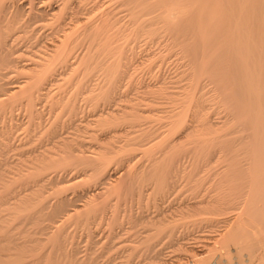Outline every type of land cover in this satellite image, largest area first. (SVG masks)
Masks as SVG:
<instances>
[{
	"label": "rangeland",
	"instance_id": "rangeland-1",
	"mask_svg": "<svg viewBox=\"0 0 264 264\" xmlns=\"http://www.w3.org/2000/svg\"><path fill=\"white\" fill-rule=\"evenodd\" d=\"M169 1L173 0H67L65 7L61 0H45V13L55 8V14H44V19L35 6L19 4L27 27L18 40L30 44L28 51L17 52L20 59L45 57L60 40L79 34L82 43L71 45V53L90 54L92 61H78L82 67L53 64L56 72L35 92L32 104L12 93L0 106V256L5 255L0 261L11 256L4 264H201L219 252L212 238L237 210L230 205L223 215H215L204 202L230 191L227 183H218L220 173L236 170V183L251 182L245 163L254 141L243 91L239 94L240 68L229 47L233 41L228 43L235 20L226 17L227 23L219 13L207 18L208 9L223 0H176L175 5L188 12L165 21ZM61 8L68 11L64 17L57 12ZM208 19L217 28L223 24L221 31ZM206 23L209 27L204 29ZM201 27L207 34L198 30ZM15 69H5L11 73L2 78L5 84L0 79L5 85H0L1 92L28 72ZM104 91L108 97L101 95ZM232 158L240 163H231ZM150 167L159 173L151 169L154 175H147ZM133 171L139 177L132 186L124 185ZM162 172L167 176L158 177ZM155 176L167 178L158 180L164 181L162 192ZM246 192L250 196L252 189L242 187V196L235 195V206H244ZM197 200L203 203L193 205ZM64 208L72 211L67 217ZM3 246L10 250L2 251ZM261 247L258 251L263 252Z\"/></svg>",
	"mask_w": 264,
	"mask_h": 264
},
{
	"label": "bare ground",
	"instance_id": "bare-ground-1",
	"mask_svg": "<svg viewBox=\"0 0 264 264\" xmlns=\"http://www.w3.org/2000/svg\"><path fill=\"white\" fill-rule=\"evenodd\" d=\"M45 0H0V79L2 78H6L9 77L10 75V71H6L5 69L8 68H16L15 70H18L16 73L19 72V70L25 69L24 71H28L26 73V75L24 76V79L22 81H10L12 83V85H10V87H6L4 89L3 87V91H0V106L1 104L5 103V99H7L6 97H9L12 93L11 96H18L23 98V100L25 99L28 104H30L33 101V97L35 95V92L39 89H41V86L46 83L50 77H53V74L56 72L55 69H57V67L55 68V65L53 66V64L56 63H61L64 66H66L67 63H70V65L68 64V66L70 67L71 64L74 65L76 63H78L80 65V62L78 61H82V63H90L92 61V55L90 54H86L87 56L82 55H78L77 54H72L71 52V45L73 44H77L78 41H80L82 43L81 40H79V34H75L74 36L69 35V37H73L70 39H63L60 40L57 44H55L53 46V49L50 50V53H45L47 54L45 57L43 56L42 58L40 57V59H33L30 57L27 59V57L20 59V54L18 56V51H20L22 48V52L24 53L25 51H28L27 48L29 49L30 44L28 45V43L26 44V41H19V33L20 32H24L27 25L25 20L23 21L22 19V15L23 13L21 12V7H19L21 3H27L28 5H31V7H36L35 10H37L41 16H43L44 19V14L46 16H50L51 14H55V8L51 9V14L50 13H45V7H43V3ZM51 1V0H49ZM62 1V5L65 6V4H63V2H66L67 0H61ZM168 1V0H167ZM192 1V0H191ZM197 1V0H195ZM199 1V0H198ZM203 1V0H202ZM209 1V0H208ZM224 3L220 4L218 6V4L216 3V6H212L211 8L209 3V12L206 16H209L207 18L211 19V17L213 16L212 14L214 13H219L221 16V18H224L223 21H226V17H228V19L233 18V27L231 28L230 25L228 24L229 28L232 29L229 30L230 36H232V32H234L233 37L231 38V40L228 42H232L233 41V45L232 43L229 45V47L231 48V51H234L236 54V57L232 56V60L233 63L235 62V64L238 65V67L240 69V76L238 77L239 83H241L242 85V90L239 91V94L241 95V92L243 93V99L244 100V107L241 105V107H243L245 110V112L248 114L249 117V123L253 129L254 133V141L251 144V148L249 149V157H247L248 160L245 165L247 167H245V171H247V174H249L250 179L248 177L249 180H251V182H247V180L245 181V183H236L237 179L239 178V176L236 178L235 177V172L234 173H220L221 178H219V184L221 185L222 183H227L229 186V190L225 191L226 194L223 195L222 197L217 196L215 199L212 200H205L204 202V206L205 208L209 209V211H211L212 214L217 215L218 213H222V215L225 213L227 207H229L230 205H234L232 208L236 211L234 212L232 218L227 219L226 224L223 226V228H221V230H217L218 234L212 238V246L213 249H219L217 255L215 254V256L213 257V259L211 261H205L201 264H264V251L260 252L258 251V249L260 250V248H258L259 246H263L264 247V0H223ZM222 1V2H223ZM48 3V1H46ZM176 0L173 1H169L168 3H166L165 9L163 11V14L165 16V21H172L173 18L178 17V16H182V14L184 13V7L179 8L175 5ZM184 2V1H183ZM204 2V1H203ZM221 2V1H220ZM47 3L45 5H47ZM67 3V2H66ZM161 3V2H160ZM187 2H185L184 4H186ZM118 4V3H117ZM183 4V5H184ZM190 4V2H189ZM199 4V3H198ZM50 5V4H49ZM119 5V4H118ZM192 5V4H191ZM188 5V6H191ZM204 5V4H202ZM202 5L200 6V10H204ZM48 6V5H47ZM63 6V7H64ZM60 7V6H59ZM66 7V6H65ZM115 7V6H114ZM192 7V6H191ZM197 7V6H196ZM20 8V9H19ZM28 8V7H27ZM57 8V7H56ZM31 8L29 9L30 12ZM57 10V9H56ZM66 9L61 8L60 10H58L57 12H59L63 17H64V11ZM188 10H190L188 8ZM220 10V11H219ZM33 11V8H32ZM47 11V10H46ZM67 11V10H66ZM187 11V10H186ZM198 11V10H197ZM68 12V11H67ZM156 12V11H154ZM188 12V11H187ZM35 13V12H34ZM161 13V12H160ZM199 13V12H198ZM50 14V15H48ZM57 14V13H56ZM66 14V13H65ZM185 14V13H184ZM188 14V13H187ZM193 14V13H192ZM195 15V14H193ZM200 15V14H199ZM203 15V14H202ZM26 16V15H25ZM34 16V15H33ZM32 16V17H33ZM67 16V15H66ZM163 16V17H164ZM191 16V15H189ZM218 16V15H216ZM31 17V18H32ZM37 17L34 16V18ZM40 17V16H39ZM61 17V16H60ZM68 17V16H67ZM200 17V16H199ZM202 17V16H201ZM154 18V17H153ZM185 18V16L183 17ZM37 19V18H36ZM35 19V20H36ZM40 19H42V17H40ZM42 19V21H43ZM47 19V18H45ZM57 19V17H56ZM147 19V18H146ZM194 19V18H193ZM204 19V18H203ZM209 19L207 20V22L209 23ZM216 20H218L219 18H215ZM32 20V19H30ZM38 20V19H37ZM36 20V21H37ZM71 20V19H70ZM76 20V19H75ZM74 20V21H75ZM78 20H76L77 22ZM164 21V20H163ZM213 22H210L212 25L214 24V27H216L214 20H212ZM222 21V23H224ZM97 22V21H96ZM188 22V21H187ZM196 22H199L198 20ZM203 22V21H202ZM227 23L229 21H226ZM36 24V22H34ZM33 23V24H34ZM94 23V22H93ZM102 23V21H101ZM106 23V22H105ZM113 23V22H112ZM165 23V22H164ZM209 23V24H210ZM115 24V23H114ZM175 24V23H173ZM209 24L206 23V26H208ZM101 25V24H100ZM157 25V24H156ZM199 25V24H198ZM211 25V28H207V32L209 31L208 34H210V29H213ZM223 26V24H221ZM220 25V26H221ZM36 26V25H34ZM40 26V25H39ZM220 26L219 28H217V30H220ZM225 26V25H224ZM41 27V26H40ZM80 27V26H79ZM94 27V26H93ZM105 27V26H104ZM112 27V26H111ZM197 27V25H196ZM209 27V26H208ZM32 29L34 28L33 25L31 27ZM95 28V27H94ZM227 28V27H226ZM35 29V28H34ZM33 29V30H34ZM77 28H74L72 30H75ZM167 29V28H166ZM202 27L201 29L198 30H202L205 32V34H207L206 30H204ZM222 29V28H221ZM31 30V29H30ZM32 30V31H33ZM81 30V28H80ZM86 30V29H85ZM216 29L214 28V31ZM83 31V30H82ZM101 31V30H100ZM200 31V32H202ZM221 31V30H220ZM91 32V31H90ZM35 33V32H34ZM73 33V32H72ZM76 33V32H75ZM78 33V32H77ZM227 33V32H226ZM242 33V34H241ZM257 33V35L259 34V38L257 37V35L255 34ZM203 34V32H202ZM204 34V35H205ZM214 34V32L212 33ZM216 34V33H215ZM256 36H255V35ZM27 35V34H26ZM65 35V34H64ZM255 37H252V36ZM88 36V35H87ZM95 36V35H94ZM98 36V34H97ZM217 36V35H216ZM63 37V36H62ZM82 37V35H81ZM80 37V39H82ZM257 37V39H256ZM94 39V38H93ZM219 39V38H218ZM228 39V38H227ZM83 40V39H82ZM58 41V40H57ZM91 41V40H90ZM100 41V40H99ZM79 42V43H80ZM86 43V42H85ZM94 43V41H93ZM34 44V41H33ZM92 44V43H91ZM85 46V45H84ZM211 46V45H210ZM91 47V45H90ZM102 47V46H101ZM234 47V49H233ZM83 48V47H82ZM81 48V49H82ZM210 48V47H209ZM252 48H256V50L253 51ZM26 49V50H24ZM76 49V48H75ZM90 49V48H89ZM108 49V48H107ZM213 49V48H212ZM80 50V49H79ZM47 51V50H46ZM87 51V50H86ZM209 51V50H208ZM222 52V50H221ZM231 52V53H234ZM254 52H257L254 54ZM43 53V52H42ZM85 53V52H84ZM87 53V52H86ZM89 53V52H88ZM216 53V52H215ZM26 54V53H25ZM25 54H21L23 55L22 57L25 56ZM44 54V55H45ZM93 54V53H92ZM210 54V53H209ZM223 54V53H222ZM94 55V54H93ZM219 55V54H216ZM39 56V55H38ZM37 56V57H38ZM213 56V55H212ZM210 57V56H209ZM235 58V59H233ZM205 60V59H204ZM215 60V59H214ZM219 60V59H218ZM231 60V58H230ZM217 62V61H216ZM220 62V61H219ZM218 62V63H219ZM232 61H230L231 64ZM217 63V64H218ZM227 63V62H226ZM232 63V65H233ZM57 64V65H58ZM77 64V66H78ZM211 64V63H210ZM83 65V64H82ZM220 65V64H219ZM75 66V65H74ZM81 66V65H80ZM59 67V66H58ZM82 67V66H81ZM55 68V69H54ZM117 69V68H116ZM236 69V67H235ZM13 70V69H12ZM53 70L55 72H53ZM116 71V70H115ZM12 72V73H14ZM114 72V70H113ZM233 72V71H232ZM24 74V73H23ZM239 75L238 73H234ZM14 75V74H13ZM11 77V76H10ZM22 77V76H21ZM217 77V76H216ZM13 78V76H12ZM16 78V77H15ZM4 79L3 83H4ZM9 79V78H8ZM117 79V78H116ZM234 79V78H233ZM237 79V78H236ZM6 80V79H5ZM53 80V79H52ZM113 80V79H112ZM9 81V80H7ZM49 81V80H48ZM51 81V80H50ZM236 81V80H235ZM1 82V81H0ZM10 82H7L8 84ZM10 83V84H11ZM225 83V82H224ZM2 84V83H1ZM0 84V85H1ZM5 84V83H4ZM50 84V83H49ZM118 84V83H117ZM120 84V83H119ZM195 84V83H194ZM214 84V83H213ZM234 84V83H233ZM3 85V84H2ZM46 85V84H45ZM240 85V86H241ZM5 86V85H3ZM111 86V85H110ZM238 86V85H237ZM236 86V87H237ZM45 87V86H43ZM119 88V87H118ZM241 88V87H240ZM121 89V88H120ZM223 89V88H222ZM42 90V89H41ZM107 90V89H105ZM219 90V89H218ZM226 90V88H225ZM232 91V90H231ZM40 91H37V93ZM93 92V91H92ZM222 92V91H221ZM229 92V91H228ZM15 93H17V95H15ZM111 93V92H110ZM232 93V92H231ZM229 94V93H228ZM245 94V96H244ZM39 95V94H38ZM103 97H108V91L105 92L104 94H101ZM239 95V97H241ZM99 96V95H98ZM113 96V95H112ZM235 96V95H234ZM238 96V94H236V97ZM101 97V96H100ZM238 97V98H239ZM13 98V97H12ZM20 98V99H21ZM111 98V97H110ZM72 99V98H71ZM8 100V99H7ZM242 100V98L240 99ZM17 101V100H16ZM61 101V100H60ZM108 101V100H107ZM39 102V101H38ZM41 102V101H40ZM69 102V101H68ZM241 103V101H239ZM8 103V102H7ZM96 103V102H95ZM103 103V102H102ZM9 104V103H8ZM11 104V103H10ZM17 104V103H16ZM15 104V105H16ZM19 104V103H18ZM32 104V103H31ZM68 104V103H67ZM201 104V103H200ZM223 104V103H222ZM239 104V103H238ZM99 105V104H97ZM105 105V102H104ZM235 105V104H234ZM6 106V105H5ZM8 106V105H7ZM32 106V105H31ZM240 106V105H239ZM238 106V107H239ZM11 107V105H10ZM67 107V106H66ZM107 107V106H106ZM133 107V105H132ZM3 108V107H2ZM8 108V107H7ZM98 108V107H97ZM102 108V107H101ZM147 108V107H146ZM149 108V107H148ZM240 109V108H239ZM237 109V110H239ZM52 110V109H51ZM131 110V109H130ZM144 110V109H142ZM232 110V109H231ZM243 110V109H242ZM240 109V111H242ZM2 112V111H0ZM11 112V111H9ZM53 112V111H52ZM146 112V111H145ZM143 112V113H145ZM95 113V112H93ZM126 113V112H124ZM123 113V114H124ZM134 113V112H132ZM131 113V114H132ZM147 113V112H146ZM155 113V112H154ZM244 113V112H243ZM128 114V113H127ZM168 114V113H167ZM4 115V114H3ZM111 115V114H110ZM118 115V114H117ZM170 115V114H169ZM243 115V114H241ZM115 116V115H113ZM119 116V115H118ZM168 116V115H167ZM138 117V116H137ZM117 118V117H116ZM126 119V118H125ZM191 119V118H190ZM51 120V119H50ZM70 120V119H69ZM94 120V119H93ZM97 120V119H95ZM110 122V119H108ZM69 122V121H68ZM99 122V121H97ZM103 121L100 120L99 123H101ZM121 122V121H120ZM192 122V121H191ZM195 122V121H194ZM193 122V123H194ZM111 123H113V120L111 121ZM186 123V122H185ZM229 123V122H228ZM102 124V123H101ZM196 125V124H195ZM233 125V124H232ZM191 126V125H190ZM197 126V125H196ZM102 127V126H101ZM213 127V125H212ZM250 127V126H249ZM96 128V127H95ZM116 128V127H114ZM192 128V127H191ZM195 128V127H194ZM106 129V128H105ZM113 129V128H112ZM199 129V128H198ZM249 129V128H248ZM63 130V129H62ZM101 130V129H100ZM212 130V129H211ZM233 130V129H232ZM242 130V129H241ZM245 130V129H244ZM55 132V131H54ZM167 132V131H166ZM245 132V131H244ZM89 133V132H88ZM171 133V132H170ZM193 133V132H192ZM214 133V132H213ZM1 134V132H0ZM203 134V133H202ZM234 134V133H233ZM238 134V133H237ZM104 135V134H103ZM106 135V134H105ZM171 135V134H170ZM240 135V134H239ZM96 136V135H95ZM251 136V135H250ZM94 137V136H93ZM98 137V136H97ZM224 137V136H223ZM245 137V135H244ZM247 137V136H246ZM252 137V136H251ZM96 138V137H95ZM108 138V137H107ZM146 138V137H145ZM228 138V137H227ZM229 139V138H228ZM232 139V138H231ZM105 140V139H104ZM234 141V139H232ZM247 140V139H246ZM249 140V139H248ZM81 141V140H80ZM86 141V140H85ZM127 141V140H126ZM207 141V140H206ZM230 141V140H229ZM232 141V142H233ZM227 142V140L225 141ZM240 142V141H239ZM234 143V142H233ZM83 145V143H81ZM109 144V143H108ZM144 144V143H143ZM148 144V143H146ZM130 145V144H129ZM189 145V144H188ZM90 146V145H89ZM144 146V145H143ZM230 146V145H229ZM232 146V144H231ZM72 147V146H71ZM92 147V146H90ZM105 148V147H104ZM108 148V147H107ZM146 148V147H145ZM157 148V147H156ZM173 148V147H172ZM187 148V147H186ZM221 148V147H220ZM234 148V147H233ZM90 149V148H89ZM102 149V148H101ZM232 149V148H230ZM229 149V150H230ZM69 150V149H68ZM78 150V149H77ZM219 150V149H218ZM237 150V149H236ZM94 151V150H93ZM100 151V150H99ZM103 151V150H102ZM162 151V150H161ZM204 151V150H203ZM248 151V150H247ZM56 152V151H55ZM63 152V151H62ZM221 152V151H220ZM224 152V151H223ZM231 152V151H229ZM246 152V151H245ZM219 153V152H218ZM222 153V152H221ZM247 153V152H246ZM62 154V153H61ZM64 154V153H63ZM203 154V153H202ZM220 154V153H219ZM53 155V154H52ZM51 155V156H52ZM128 155V154H127ZM153 155V154H152ZM240 155V154H239ZM65 156V155H64ZM137 156V155H136ZM159 156V155H158ZM222 156V155H221ZM233 156V155H232ZM231 156V157H232ZM235 156V155H234ZM60 158V156H58ZM183 157V156H182ZM191 157V156H190ZM74 158V156H73ZM86 158V157H84ZM103 158V157H102ZM107 158V157H106ZM62 159V158H61ZM72 159V158H71ZM83 159V158H82ZM97 159V158H96ZM130 159V158H129ZM225 159V158H224ZM229 159V158H227ZM235 158H232V161L235 162H231V159L229 160V163H240V162H236V160H233ZM54 160V159H53ZM52 160V161H53ZM210 160V159H209ZM101 161V160H99ZM98 161V162H99ZM167 161V160H166ZM206 161V160H205ZM62 162V160H61ZM97 162V163H98ZM135 162V161H134ZM64 163V162H63ZM61 163V164H63ZM66 163V162H65ZM81 163V162H80ZM106 163V162H105ZM138 163V162H137ZM204 163V162H203ZM210 163V162H209ZM229 166L233 167V164H229ZM60 164V166H62ZM82 164V163H81ZM89 164V163H88ZM99 164V163H98ZM102 164V163H101ZM37 165V164H36ZM39 165V164H38ZM50 165V164H49ZM64 165V164H63ZM95 165H97L95 163ZM224 165V164H223ZM53 166V165H52ZM69 166V165H67ZM156 166V164H155ZM155 166L153 165V167L155 168ZM161 166V164H160ZM210 166V165H209ZM42 167V166H41ZM108 167V166H107ZM169 167V166H168ZM230 167V168H231ZM236 167V166H235ZM64 168V167H63ZM76 168V167H75ZM74 168V169H75ZM137 168V167H136ZM154 168L152 169L150 167L149 171H147V175L150 174ZM158 168V167H157ZM162 168V167H161ZM213 168V167H211ZM71 169V168H70ZM81 169V168H79ZM86 169V168H85ZM93 169V168H92ZM152 169V171H150ZM166 169V167H165ZM229 169V168H228ZM67 170V169H66ZM82 170V169H81ZM148 170V169H147ZM158 170V169H157ZM41 171V170H40ZM49 171V169H48ZM105 170H103L104 172ZM143 171V170H142ZM155 171V170H154ZM166 171V170H165ZM164 171V172H165ZM226 171V170H225ZM230 171V170H229ZM38 172V170H37ZM36 172V173H37ZM93 172V171H92ZM144 172V171H143ZM159 173L158 171H155ZM162 172L161 175L158 174L159 176H163L165 175V173ZM218 172V171H217ZM233 172V170L231 171ZM2 173V172H1ZM39 173V172H38ZM88 173V172H87ZM99 173V171H98ZM105 173V172H104ZM103 173V174H104ZM145 173V172H144ZM161 173V172H160ZM164 173V174H163ZM216 173V172H215ZM3 174V173H2ZM30 174V173H29ZM72 174V173H71ZM143 174V173H142ZM154 175V172L151 173V175ZM168 174V173H167ZM198 174V173H197ZM123 175V174H122ZM145 175V174H144ZM146 175V176H147ZM152 175V176H153ZM186 175V174H185ZM240 175V174H238ZM91 176V175H90ZM142 176V175H141ZM167 176V175H165ZM192 176V175H191ZM30 177V176H29ZM36 177V176H35ZM45 177V176H44ZM44 177H41L44 178ZM136 177H139L138 172L137 174L133 172H131L128 177H126V181H124V185L125 183L128 186H132V182L136 179ZM143 177V176H142ZM157 178V183L160 181V179H163L160 177V179L155 176ZM171 177V176H170ZM46 178V177H45ZM44 178V179H45ZM78 178V177H77ZM97 178V177H96ZM40 179V178H39ZM40 179V180H41ZM71 180V178H69ZM76 179V178H75ZM73 178V180H75ZM80 179V178H79ZM78 179V180H79ZM85 179V177H84ZM167 178H164L163 180H165ZM90 180V179H89ZM93 180V179H92ZM99 180V179H98ZM115 180V179H114ZM159 180V181H158ZM158 183L157 185L160 187L159 190H161L160 192H162V188L164 187L165 184H163V181ZM171 180V179H170ZM244 180V179H242ZM37 181V180H36ZM39 181V180H38ZM43 181V179H42ZM49 181V180H48ZM67 181V180H66ZM65 181V183H66ZM88 181V179H87ZM97 181V180H96ZM152 181V180H151ZM156 181V180H155ZM25 182V181H24ZM40 182V181H39ZM69 182V180H68ZM75 182V181H74ZM78 182V181H77ZM83 182V181H82ZM100 182V181H99ZM114 182V181H113ZM201 182V181H200ZM91 183V182H90ZM95 183V182H94ZM168 183V182H167ZM5 184V183H4ZM57 184V183H56ZM70 184V182H69ZM83 184V183H82ZM93 184V183H92ZM98 184V183H97ZM156 184V183H155ZM226 184V185H227ZM43 185V184H42ZM68 185V184H67ZM149 185V184H148ZM156 185V186H157ZM223 185V184H222ZM134 186V185H133ZM145 186V185H144ZM155 186V187H156ZM167 186V185H166ZM197 186V185H196ZM250 187L252 189V194L250 196L249 193L246 195L248 196V199H245V202L243 203V207H242V203L241 202H237L238 204H240V206L237 204V206H235V201L238 200L236 199V197L238 195L242 194H238L242 187ZM37 187V186H36ZM105 187V186H104ZM127 187V186H126ZM154 187V188H155ZM49 188V187H48ZM106 188V187H105ZM128 188V187H127ZM166 188V187H165ZM196 189V187H194ZM219 188V187H218ZM131 189V188H130ZM133 189V188H132ZM131 189V190H132ZM214 189V188H213ZM220 189V188H219ZM224 189V188H223ZM228 189V188H227ZM245 189V188H244ZM42 190V189H41ZM89 190V189H88ZM215 190V189H214ZM29 191V190H28ZM165 191V190H164ZM172 191V190H171ZM194 191V190H193ZM198 191V190H197ZM247 191V189L245 190ZM5 192V191H4ZM90 192V191H89ZM159 192V191H158ZM170 194H172V192L168 191ZM167 190L164 193H168ZM202 192V191H201ZM217 192V191H216ZM45 193V192H44ZM88 193V192H87ZM103 193V192H101ZM196 193V192H195ZM220 193V192H219ZM29 194V193H28ZM33 194V193H32ZM35 194V193H34ZM160 194V193H159ZM169 194V195H170ZM200 194V193H199ZM224 194V193H223ZM44 195V194H43ZM89 195V194H88ZM92 195V194H91ZM146 195V194H145ZM158 195V194H157ZM195 195V194H192ZM237 195V196H235ZM14 196V195H13ZM25 196V195H24ZM31 196V195H30ZM36 196V195H35ZM196 196V195H195ZM195 196H193L194 198H196ZM203 197V195H201ZM240 196V197H241ZM44 197V196H43ZM72 197V196H71ZM159 197V196H158ZM200 197V196H199ZM211 198V197H210ZM18 199V198H17ZM31 199V198H30ZM58 199V198H57ZM164 199V198H163ZM204 199V198H202ZM20 200V199H19ZM25 200V199H24ZM47 200V199H46ZM62 200V199H61ZM201 200V199H200ZM65 201V198H64ZM62 201L61 204L64 202ZM199 200L195 201L193 203V205H196L198 203H203V202H198ZM203 201V200H202ZM243 201V200H242ZM22 202V201H21ZM60 202V200H59ZM90 202V201H89ZM192 202V201H191ZM35 203V202H34ZM46 203V202H45ZM65 203V202H64ZM63 203V204H64ZM94 203V202H93ZM43 204V203H42ZM60 204V203H58ZM62 204V205H63ZM33 205V204H32ZM73 205V204H72ZM87 205V204H86ZM189 205V204H188ZM192 205V204H191ZM39 206L43 207V205ZM46 206V204L44 205ZM56 206V205H55ZM61 206V205H59ZM58 206V209H60ZM66 205H63V207ZM76 206V205H75ZM92 206V205H91ZM227 206V207H226ZM23 207V206H21ZM47 207V206H46ZM81 207V206H78ZM83 207V206H82ZM45 208V207H44ZM62 208V207H61ZM76 208V207H75ZM84 208V207H83ZM93 208V207H92ZM180 208V207H179ZM196 208V207H195ZM204 208V207H202ZM204 208V209H205ZM40 209V208H37ZM42 209V208H41ZM40 209V210H41ZM54 209V207H53ZM52 209V210H53ZM56 209V207H55ZM56 209V213H60L57 212ZM63 209V208H62ZM198 209V208H197ZM225 209V211H224ZM232 211L230 212H233ZM19 210V209H18ZM35 210V209H34ZM43 210V209H42ZM41 210V211H42ZM51 210V212L53 213V211ZM61 210V209H60ZM67 210V209H66ZM65 208L63 210L64 213V217L69 216L70 212L72 213V211L69 209L66 211ZM75 209H73L74 211ZM185 210V209H184ZM196 210V209H195ZM21 211V210H20ZM23 211V210H22ZM40 211V212H41ZM49 211V210H48ZM76 211V210H75ZM79 211V210H77ZM190 211V210H189ZM38 212V210L36 211ZM62 212V211H61ZM199 212V211H197ZM9 213V212H8ZM7 213V214H8ZM75 213V212H74ZM82 213V212H81ZM90 213V212H89ZM210 213V212H209ZM228 213V211H227ZM62 214V213H61ZM76 214V213H75ZM196 214V213H195ZM199 214V213H197ZM208 214V213H207ZM210 214V215H212ZM54 215V214H53ZM77 215V214H76ZM97 215V214H96ZM192 215V214H191ZM200 215H204V214H200ZM3 216V215H2ZM30 216V215H28ZM27 216V217H28ZM52 216V214H51ZM56 215H54L53 217H56ZM61 217V220H58L57 223L61 225L62 223V219H64V217ZM80 216V215H79ZM78 216V217H79ZM93 216V215H92ZM184 216V215H183ZM213 216V215H212ZM12 217V216H11ZM32 217V216H31ZM50 216L48 215L47 218H49ZM52 217V218H53ZM71 217V216H70ZM218 217V216H217ZM224 217V216H223ZM75 218V217H74ZM87 218V217H86ZM192 218V217H191ZM90 219V218H89ZM214 219V218H211ZM30 220V218L28 219ZM39 220V219H38ZM43 220V219H42ZM92 220V219H91ZM155 220V219H154ZM207 220V219H206ZM210 220V219H209ZM215 220V219H214ZM226 220V219H225ZM224 220V221H225ZM37 221V220H36ZM46 221V220H44ZM55 221V220H54ZM34 222V221H33ZM40 222V220H39ZM42 222V221H41ZM40 222V223H41ZM79 222V221H78ZM154 222V221H153ZM218 222V220H217ZM222 222V221H221ZM4 223V222H2ZM6 223V222H5ZM10 223V222H9ZM81 223V222H80ZM203 223V222H202ZM210 223V222H209ZM1 224V223H0ZM42 224V223H41ZM57 224V225H58ZM155 224V223H154ZM56 225V226H57ZM88 225V224H87ZM165 225V224H164ZM6 226V225H5ZM37 226V225H36ZM158 226V224H157ZM60 227V226H59ZM164 228V227H163ZM162 228V229H163ZM168 228V227H167ZM189 228V227H188ZM32 229V228H31ZM166 229V226L163 230ZM172 229V228H171ZM4 230V229H3ZM11 230V229H10ZM159 231V229H158ZM168 231V230H167ZM162 232V231H159ZM176 232V231H174ZM9 233V232H7ZM164 233V232H163ZM169 234V232L167 233ZM164 235L165 237H169L170 235L172 236V234L170 233V235ZM22 235V234H21ZM59 235V234H58ZM174 235V234H173ZM215 235V234H214ZM9 236V235H8ZM18 236V235H17ZM46 236V235H45ZM50 236V235H49ZM184 236V235H183ZM2 238V237H1ZM3 238H6L3 237ZM9 239V238H8ZM68 239V238H67ZM189 239V238H188ZM200 239V238H199ZM5 240V239H4ZM7 240V239H6ZM46 240V239H45ZM9 241V240H8ZM6 241V242H8ZM35 241V240H34ZM201 241V240H200ZM55 242V241H54ZM192 242V241H191ZM58 243V242H57ZM1 244V241H0ZM8 244V243H7ZM10 244V243H9ZM204 245V244H203ZM24 246V245H23ZM8 247V246H7ZM59 247V246H58ZM261 247V249L263 248ZM22 248V247H21ZM8 249V248H7ZM2 251H9V250H5V247L3 246V249H1ZM60 250V249H59ZM199 250V249H198ZM263 250V249H262ZM22 251V250H21ZM24 251V250H23ZM51 251V250H50ZM201 251V250H200ZM208 251V250H207ZM1 252V251H0ZM188 252V251H187ZM193 252V251H192ZM259 252V253H258ZM51 253V252H50ZM208 253V252H207ZM2 254V253H1ZM4 254V253H3ZM10 254V253H9ZM19 254V253H18ZM212 254V253H211ZM7 257L8 254H6ZM53 255V253H52ZM207 255V254H206ZM5 256V255H4ZM3 256V257H4ZM32 256V255H31ZM188 256V255H187ZM209 256V255H208ZM1 257V256H0ZM1 257V258H3ZM6 257V259L8 260V258ZM11 257V256H10ZM27 257V256H26ZM51 257V256H50ZM197 258V257H196ZM212 258V257H211ZM5 259V262H7V260ZM12 259V258H11ZM28 259V258H27ZM31 259V258H30ZM206 259V258H205ZM210 259V258H209ZM3 261V259H1ZM14 260V259H12ZM193 260V259H192ZM203 260V259H202ZM207 260V259H206ZM11 261V260H10ZM16 260H14L15 262ZM199 261V260H198ZM5 262H1L0 264H4ZM12 262V261H11ZM171 262V261H170ZM192 262V261H191ZM10 263V262H7ZM21 263V262H20ZM30 263V262H29ZM37 263V262H36ZM193 263V262H192ZM17 264V263H16ZM39 264V263H38ZM197 264V263H195Z\"/></svg>",
	"mask_w": 264,
	"mask_h": 264
}]
</instances>
